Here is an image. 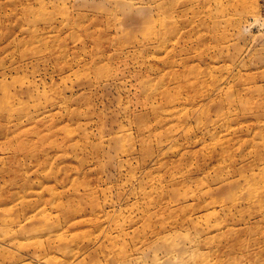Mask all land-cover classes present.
<instances>
[{"label": "rangeland", "instance_id": "1", "mask_svg": "<svg viewBox=\"0 0 264 264\" xmlns=\"http://www.w3.org/2000/svg\"><path fill=\"white\" fill-rule=\"evenodd\" d=\"M260 169L264 0H0V264H264Z\"/></svg>", "mask_w": 264, "mask_h": 264}, {"label": "bare ground", "instance_id": "2", "mask_svg": "<svg viewBox=\"0 0 264 264\" xmlns=\"http://www.w3.org/2000/svg\"><path fill=\"white\" fill-rule=\"evenodd\" d=\"M224 8L225 7L222 4L218 6V9H220V11L224 10ZM151 27H152V24H147L146 22H143L144 30H146L147 28H151ZM164 46H166V45L164 44ZM164 46H163V49L164 50L167 49V47H164ZM4 96H6L5 92H3V97L2 98H3V101H8L10 97H4ZM169 103H171L173 105L175 103L179 104L178 97L170 98V102ZM195 104L194 105L191 104V106L189 107V109L191 111H190V113H187V118L190 117V116L197 115V116H199V120L202 119V118L206 119L208 117V114H209V111L207 110L208 108L204 107L203 109H199V108L195 107ZM179 108H181V107L179 106ZM11 112L12 111H8V113H11ZM178 112L181 115L185 114V112L181 111V110H178ZM173 114H175V112H173V111H169L167 113V115H169V116H171ZM221 120H222L221 118H216V119L213 120V122H211V125H213L215 127V129H219V131L222 133V138L223 139H221V140L222 141H227L229 135H231V132H232V130H234V128L232 127L231 124L226 123L225 121L220 122ZM138 126L141 129L143 127V124H138ZM186 131L187 132L189 131L188 128H186L184 130V132H186ZM214 137H215L214 135L211 136L212 139H214ZM171 140H173V139H171ZM256 144H257L258 147H263L262 146V144H263L262 142H257ZM262 168L263 167H261V169ZM260 170L256 171V172H252L251 175H250V177L254 180L253 183H252L253 185L249 186V189H248L251 194H254V193L257 192L258 187H256V184L260 185V187L263 188V190H264V173L262 172V170L261 171ZM261 193H264V191H259V194H261ZM233 200L234 199H231V201H233ZM223 207H224V209L227 208L225 204H223ZM214 211H215V207H212L210 210H207V214H206L205 217H208L210 214H213ZM38 214L43 217V212H38ZM59 230L60 229L58 227L55 228L54 230H48L47 229L46 232L48 234H44V230H42V232H40L39 236L48 237V236H50L52 234H55V235L58 236V239L59 238L61 239L62 233ZM40 242H42V240L38 239V240H36V242L34 244H31V245L35 246V245L40 244ZM179 242L180 241H176V240H169V241L165 242V246L169 247L168 248V250H169L168 252H170V253L167 252L169 256H173L175 254V252L183 253V249L185 247V244H190V241H187V242H184V246H183V244H181ZM161 261H162V258H154L153 259L154 264H160ZM208 263H209V261H207L205 264H208ZM215 264H219V263H215Z\"/></svg>", "mask_w": 264, "mask_h": 264}]
</instances>
